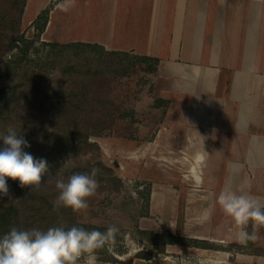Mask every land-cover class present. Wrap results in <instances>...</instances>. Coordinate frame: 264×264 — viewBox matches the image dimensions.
<instances>
[{"label":"crops","instance_id":"1","mask_svg":"<svg viewBox=\"0 0 264 264\" xmlns=\"http://www.w3.org/2000/svg\"><path fill=\"white\" fill-rule=\"evenodd\" d=\"M24 1L25 17L44 22L46 43L156 59L164 110L149 142L133 146L152 213L167 234L180 226L207 241L206 264H264V251L240 236L248 224L238 226L218 202L231 191L264 205V0Z\"/></svg>","mask_w":264,"mask_h":264},{"label":"rangeland","instance_id":"2","mask_svg":"<svg viewBox=\"0 0 264 264\" xmlns=\"http://www.w3.org/2000/svg\"><path fill=\"white\" fill-rule=\"evenodd\" d=\"M8 5L9 0H0V16L5 14ZM38 22L40 24L35 25L37 21L33 23L31 17H25L24 6L18 33L21 39L16 42L18 46L5 51L7 41L0 38V63L11 61L15 67V74L10 78L0 70V88L6 82L11 84L5 92L0 91L1 129L6 128L3 121L15 106L22 114L28 111V107L36 114H43L51 109V98L65 97L70 93L80 94L81 98L87 99V103H81L79 108L86 113L93 112L92 118L95 116L96 120L101 117V113L109 111V124L100 130L91 126L92 131L86 140L77 137L71 141L66 140L54 151L49 142H39L37 147L40 152L49 153L45 158L47 172L42 177V188L26 187L25 194L29 196L38 193L54 201L57 190L51 187L49 197V190L45 188L47 185H55L60 178L67 180L74 173L90 174L95 169L96 177H101H95L99 187L96 194L89 198L88 207L75 212L63 207L62 212L58 210L59 213L54 214L53 218L50 216L49 227L63 226L67 229L75 225L104 232L108 226L114 225L119 231L113 242L97 251L98 264L209 262L206 255L200 253L202 248L209 246L207 241L187 238L180 226L176 234L170 237L159 215L152 213L149 206L151 183L144 181L142 176V156L133 153L134 144L149 142L153 137L164 110L165 104L156 96L153 82L156 61L130 52L104 50L94 43L60 50L42 40V21ZM3 23L1 19L0 27L3 31L11 29ZM21 96L42 97L45 104H40L34 97L32 102L23 100L22 103ZM67 109L72 111L73 107L70 105ZM8 122L15 126L11 124L12 120ZM15 128L19 133L22 131L21 128ZM137 156L138 159L135 158ZM54 165L57 167H52ZM64 169L68 172L65 173ZM7 183L9 196L0 197V213L13 204L17 212L15 210L12 213L14 219L11 223L17 228L22 229L21 225L24 229L49 228L40 227L39 223L45 225L47 222L39 221L38 216L33 226H29L34 217L31 214L28 216L29 213L24 210L26 204L22 200L24 193H21L19 181L8 179ZM43 199L39 198L41 201ZM181 214L182 211L180 221ZM253 223H248L251 230L249 234H254L255 238L248 239L245 247L253 252H262L264 225L254 228ZM170 239L175 243H168ZM232 246L240 248V245Z\"/></svg>","mask_w":264,"mask_h":264},{"label":"clouds","instance_id":"3","mask_svg":"<svg viewBox=\"0 0 264 264\" xmlns=\"http://www.w3.org/2000/svg\"><path fill=\"white\" fill-rule=\"evenodd\" d=\"M0 142V197L9 196L8 179L19 181L21 188H39L47 172V161L25 151L31 145L12 125L0 132ZM95 177L93 169L90 174L74 173L67 180L57 179L54 208H70L74 212L87 208L89 198L99 187ZM218 202L238 226H246L249 221L254 222V228L264 225V205L260 202L231 191L221 192ZM118 231L114 225L104 232L75 225L46 230L12 226L0 237V264H98L97 251L113 242ZM240 236L255 238L243 230Z\"/></svg>","mask_w":264,"mask_h":264},{"label":"trees","instance_id":"4","mask_svg":"<svg viewBox=\"0 0 264 264\" xmlns=\"http://www.w3.org/2000/svg\"><path fill=\"white\" fill-rule=\"evenodd\" d=\"M10 5H8L7 8H5V14L3 16H0V24L1 19L4 20L3 24H6L11 29H7V31H3L1 29L0 38L7 41V44H5V51L12 49L16 45V42H20L19 38L21 39L19 33L20 24H21V16L24 11L25 1L24 0H9ZM54 47H59L61 49H67V48H73L74 46H83V45H91L89 43H83V42H72V43H52ZM104 49V47L100 46ZM105 50V49H104ZM112 53L114 51H111ZM116 52V51H115ZM143 58H148L156 61V59L142 56ZM13 63L11 61H7L5 64L0 63V70L2 69L4 71V76L7 78L13 77L15 74V67L12 65ZM11 84L6 82L4 85H2L0 88L1 92H5L7 87H10ZM12 89V87L10 88ZM35 99H37L40 104L44 105L45 103L42 97L32 96ZM32 97H23L21 96L20 99L23 103V100H26L28 103L29 100H33ZM97 97V101H98ZM20 102V101H19ZM81 103H87V99L81 98L80 94L72 95L71 93L66 95L65 97H53L51 98V101L49 103L51 109L43 114H36L33 112L31 108H27L28 110L26 113H19L16 106L13 110H11V114H8L7 117H5V120L3 121V124L7 127L9 125V120H12L15 124L14 127L21 128V134H24V138L29 142L31 145L30 148H26L25 151L30 152L35 158H43L45 159L49 153H41L39 148L37 147V144L39 142H49L51 145V149L54 151L58 145H63L64 141H71V139L77 137V138H83V140H86L87 135L90 131H92V127L94 129L100 130L104 127H107L109 124V111H105L100 114L99 119L92 118V113H86L83 111L80 107ZM72 106V111L67 109V106ZM54 110V108H56ZM16 108V109H15ZM94 114V113H93ZM16 117V118H15ZM91 122V125L89 123ZM92 126V127H91ZM0 127V132L3 130ZM2 143V142H0ZM53 145V146H52ZM58 150V149H57ZM52 167H57L56 165ZM65 173L68 172V170L64 169ZM90 172V171H89ZM55 173V172H54ZM52 173V175H54ZM51 174V173H50ZM83 174H87L84 172ZM50 176V175H49ZM101 176L96 177L97 179H100ZM51 187L55 188V185L52 184L51 186L47 185L45 188L49 190V197L51 196ZM12 188V187H11ZM22 194V200L23 203L26 204L24 210H27L28 216L30 214L34 217H32L33 221L29 223V226H33V222L35 223V217H39V221H46L45 225H41L42 228L49 227L48 222L50 221V216L52 215V218L54 217V214L56 215L58 210L60 212L63 211V207L60 208H54L53 206V200L47 199L46 195H34L33 193L29 196L25 194L26 190L24 188H21L19 186ZM27 187L26 189H28ZM40 188H42L40 186ZM39 188V189H40ZM42 197V201L39 200V198ZM89 202V201H88ZM16 210V206L13 204L6 207L5 212L0 213V237H2L4 234H6L12 226H15L11 223V221L14 219V216L12 213ZM29 210V211H28ZM70 210V209H69ZM71 211H73L71 209ZM17 212V210H16ZM74 212V211H73ZM13 216V217H12ZM51 218V219H52ZM49 219V220H48ZM30 220V219H29ZM20 223V222H19ZM21 228L24 229V227L21 225ZM27 228V227H26ZM174 234H170V237H173ZM174 242L173 239L168 240V243Z\"/></svg>","mask_w":264,"mask_h":264}]
</instances>
